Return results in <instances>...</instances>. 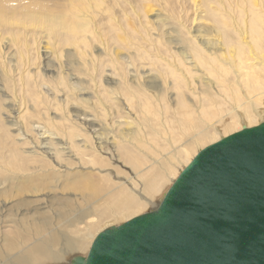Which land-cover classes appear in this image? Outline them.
Wrapping results in <instances>:
<instances>
[{"label":"rangeland","instance_id":"obj_1","mask_svg":"<svg viewBox=\"0 0 264 264\" xmlns=\"http://www.w3.org/2000/svg\"><path fill=\"white\" fill-rule=\"evenodd\" d=\"M86 2L0 0V9L7 8L0 11V264L37 259L18 254L28 231L37 232L32 241L57 257L45 264H69L74 255H87L101 230L157 207L199 149L264 119H237L233 107L235 92L247 97L256 86L255 78L240 71L252 62L246 41L253 32L260 46L255 56H264V0H105L103 6L100 0L93 8ZM14 5L21 11L31 7L37 16L25 22L12 12ZM40 9L66 14L68 24L40 21ZM184 53L210 61L187 66V78L172 65L183 64ZM257 60L264 67V59ZM258 99L263 102L264 95L252 106ZM221 107L228 120L222 126ZM90 121L98 128L93 137L100 128L108 137H89L84 146L87 136L73 137L70 130ZM49 122L60 132L52 145L31 130ZM39 140L57 165L43 180L50 185L45 190L33 187L42 183L39 168L24 171L29 154L40 158L34 143ZM46 161L37 165L48 170ZM83 175L91 185L99 182L92 204L82 199ZM125 180L131 192L120 196L115 185ZM24 186L31 190L17 195ZM11 230L19 235L6 237ZM12 245L20 246L16 255L6 252Z\"/></svg>","mask_w":264,"mask_h":264},{"label":"water","instance_id":"obj_2","mask_svg":"<svg viewBox=\"0 0 264 264\" xmlns=\"http://www.w3.org/2000/svg\"><path fill=\"white\" fill-rule=\"evenodd\" d=\"M69 264H264V120L199 149L157 207Z\"/></svg>","mask_w":264,"mask_h":264},{"label":"bare ground","instance_id":"obj_3","mask_svg":"<svg viewBox=\"0 0 264 264\" xmlns=\"http://www.w3.org/2000/svg\"><path fill=\"white\" fill-rule=\"evenodd\" d=\"M13 1V3L15 4V2H16V0H12ZM32 1V0H31ZM72 0H70V2H71ZM74 1V0H73ZM89 2H86V3H88L89 5H90V7L91 8H93L94 7V5L95 6H99L100 5V0H88ZM102 2H101V4H102V6L104 5V3H105V0H101ZM47 3V2H46ZM75 4V3H74ZM72 5H73V2H72ZM74 6V5H73ZM13 7H15L16 9H14L13 8V11L12 12H14V13H16V14H20V16L21 17H23L24 18V20L23 21H25L26 22V20H29V18H34V17H36L37 15H36V11L34 10V9H32L31 7H26L25 9H23V11H21L20 9H18V7L19 6H16V5H14ZM5 9H7L6 7H4L3 9H0V11L1 10H5ZM95 14V13H94ZM39 20L41 21H52L53 23H55V25H57V24H59V23H62V24H64V25H67L68 23H67V20H68V16L66 15V14H58V15H55V14H51V13H47V12H44L43 10H41L40 9V11H39ZM90 19V18H89ZM93 20V19H92ZM91 20V21H92ZM12 21H17V19H12L11 21H9V22H11L12 23ZM24 22V23H25ZM32 22V21H31ZM89 22V21H88ZM247 22V21H246ZM32 24H35L34 22H32ZM37 27H38V25H36ZM247 26V25H246ZM241 27V26H240ZM243 29V28H242ZM241 29V30H242ZM240 30V29H239ZM240 30V31H241ZM245 30V29H244ZM254 34L251 36V34L249 35V36H251V41H246V43L249 45V47H250V54H249V57L250 58H253L252 59V62L250 63V65H249V67H247V66H244L242 69H241V71H240V69L238 70V71H240V73L242 74V76L243 75H245V76H247L248 74L249 75H251L252 76V78H255V84H256V86H254V89H249L248 90V93H249V96H247V97H240L239 96V92H235L234 94H233V97H234V101H235V104H233V107L235 108L236 107V111H234V113L236 114V115H234V117H237V116H239L240 117V115H242V116H244V117H247L248 119H252V118H255L256 116H257V114H261L262 116H264V101L263 102H261L259 99L258 100H256L255 102H254V105L252 106V103H251V101L253 100V99H255L256 97H259V96H262V95H264V84H262L261 82L263 81V83H264V67H261L260 65H259V63L260 62H258V60L257 59H260V58H262V59H264V56H258V57H256L255 56V54H256V52H255V50L259 53V50H260V46H259V44H258V38H257V35H256V33L255 32H253ZM247 34V33H246ZM220 39H221V37H219ZM245 38V40L247 39L246 37H244ZM196 40H198L197 38H196ZM204 40V39H203ZM204 42H205V40H204ZM207 43V42H206ZM204 46V45H203ZM202 46V47H203ZM206 47V46H205ZM207 48V47H206ZM210 48V47H209ZM220 48H221V46H220ZM222 49H223V47H222ZM222 49H221V51H222ZM227 49V48H226ZM210 50V49H209ZM212 50V49H211ZM225 50V49H224ZM233 50V49H232ZM234 50H236V49H234ZM233 50V51H234ZM224 52V54H225V51H223ZM238 52V55L240 56V59L242 58V56H244V55H241L240 53H239V51H237ZM208 53V52H207ZM230 53V52H229ZM227 54V55H230V54ZM235 53V52H234ZM220 54H221V52H220ZM208 55L210 56L211 54H209L208 53ZM248 55V54H247ZM225 56V55H224ZM234 56H235V54H234ZM237 56V55H236ZM180 57H182V59H183V61H184V63L182 64H179V63H177V62H179V60L178 61H174V63L172 64L173 66H175L178 70H179V72L178 73H180V75H186L187 76V78L189 77L188 75H189V70H191V68H192V66H195V67H201L202 65V61H204V62H209L210 60L208 59V57H206V59H203V60H199L198 58H195V56H192V55H186L185 53H184V55H182V56H180ZM227 57V56H226ZM245 57V56H244ZM224 57H222V59H223ZM239 58V57H238ZM255 58H256V60H255ZM26 59V58H25ZM179 59H181V58H179ZM233 59H235V58H233ZM243 59V58H242ZM218 60V58H214V60H213V62H211V64H212V67L214 66L215 67V61H217ZM225 61H227V58H225L224 59ZM230 60H231V58H230ZM29 61L30 60H28V63H29ZM170 61H172V60H170ZM241 61V60H240ZM243 61V60H242ZM241 61V62H242ZM233 62V61H232ZM243 62H245V61H243ZM264 62V61H263ZM27 63V62H26ZM228 63V62H227ZM221 64V63H220ZM29 65H30V63H29ZM238 65V64H237ZM240 65V64H239ZM243 65V64H242ZM190 67V69L189 70H187V68L186 67ZM213 67V68H214ZM184 69H186L187 71H184ZM225 69H228V68H225L224 67V70ZM226 72L228 71V70H225ZM186 78V79H187ZM225 79V78H224ZM248 81H251V80H248ZM254 81V80H253ZM248 84V83H247ZM251 85V84H250ZM248 86V85H247ZM253 86V85H252ZM250 87V86H249ZM248 88V87H247ZM119 91V90H118ZM113 93H114V91H113ZM145 93H147V92H145ZM133 94V97L135 96V94H134V92H132L129 96H131ZM132 97V96H131ZM40 98V97H39ZM25 105V104H24ZM239 105H242V106H239ZM240 109H242V112H239V110ZM221 111H222V115H221V119L219 120V122L221 123V126L222 125H226L227 123H228V120H226V115H225V110L223 109V107H221ZM239 117H237V119L239 118ZM234 120H236V118L234 119ZM264 120V119H263ZM35 124V123H34ZM39 124V123H38ZM94 125H95V123L94 122H89V125L88 124H82V125H76V127L75 128H72L71 130H70V133L73 135V137H78L79 135H83V136H87V139H86V143L84 144V146H87V145H90L89 143H90V139H89V137L91 138H93V139H97V138H104V134H105V136L106 137H108V135L106 134V132H105V130L103 129V128H100V129H102V130H100V132L99 133H97V135H96V137H93V133H92V130L94 131V132H96L97 131V129L98 128H96V127H94ZM100 125H102V124H100ZM37 126V125H36ZM36 126L34 127V125H31V130L32 131H37V132H32V133H35L36 135H38V134H41V138H43L44 140H47V141H49V142H47L49 145H52L53 143L51 142V141H56L55 140V137H54V135L56 136H58L59 134H60V132L58 131V130H55V129H53V128H51V122H49V123H43V125L41 126V124H39V126H41V127H39V126H37V127H39V128H37L36 129ZM103 126V125H102ZM92 128H94V129H92ZM119 134L122 136V137H126V136H128L126 133H124L123 134V132H122V130L119 132ZM24 136H26V134H24ZM33 136V135H32ZM40 137V136H39ZM112 137H114L113 139L115 140V139H117V136H116V134H113V136ZM34 138V137H33ZM38 139V138H37ZM43 140V141H44ZM43 141H41V140H39V142H35L34 141V143H36V144H38L39 145V147H38V145H36L37 146V148H38V150L40 151L39 153V156H40V158H37V156H34V154L32 153V154H29L30 156H28V158L29 159H31V162L30 161H27L26 163H25V168H24V171L26 172L27 170H29V169H34V168H39V170L41 171L40 172V176H39V178L41 179V181H42V183L39 181V180H37V182H33V187L34 188H38V189H41V190H45V188H50V185H47V183L46 182H44L43 180H45L46 178H50V177H52L54 174H55V171H54V169L56 168V166L57 165H55L54 163H53V161H51V159H50V156H49V154L48 153H46V152H48V149L47 148H44L43 147ZM61 141V140H60ZM59 141V142H60ZM46 142H44V144H47ZM94 144V143H93ZM92 144V145H93ZM47 145H45V147H46ZM96 146V145H95ZM93 147H94V145H93ZM95 149H98L97 147H94ZM17 149V148H16ZM60 150V149H59ZM16 153L13 155L15 158H17L18 159V164H16L18 167H20L19 165L23 162V160H22V154L19 152V150L17 149L16 151H15ZM60 152L61 153H65V148L63 147L61 150H60ZM14 153V152H13ZM12 153V154H13ZM29 153H31V152H29ZM52 155H54V154H52ZM44 158H46L47 159V164L45 165L46 167H48V170H45V168H44V165H37L38 163L37 162H39V159H44ZM98 159H99V157H98ZM97 159V160H98ZM48 161H51V162H48ZM12 167V166H11ZM14 169H19V168H16V167H13ZM170 169V168H169ZM49 170H51V171H49ZM168 171V170H167ZM167 171H165L164 173H162V174H160V176H162V175H164ZM74 176H78V175H74ZM82 178H83V181H82V183H81V185H80V188H82L84 191H85V194H84V196L82 197V199L84 200V201H86V202H88V203H90V204H92V203H94L95 201H96V199L99 197V194L100 193H98V191H97V185L99 184V182L96 184V185H91L89 182H87V176L86 175H83L82 176ZM11 183H13V181H11ZM133 183V182H132ZM133 184H137L135 181H134V183ZM116 187H119V190H118V192H119V195L121 196V195H124V196H129V194H130V190H131V185H130V182L128 181V180H125V182H121V183H116V185H115ZM31 190V188L29 187V186H27V187H22V188H20L19 190H17L16 191V193H17V195H23V194H25V192H27V191H30ZM114 195H115V193H114ZM132 195V194H131ZM10 196H13V197H15L16 195H10ZM133 196V195H132ZM135 199H138V200H142L141 199V196H136V195H134L133 196ZM8 198V197H7ZM22 198V197H21ZM4 200V199H3ZM5 202V201H4ZM19 205H26V206H28L27 204H22V202L21 201H19ZM140 205H142V203L140 202ZM0 210H1V208H0ZM24 220H26L25 218H24ZM9 221H13V222H18L19 221V219L18 218H14V217H11L10 219H9ZM36 234H37V232H27L26 234H25V236L27 237V239H24L23 241H22V244H20V246H22L23 248L21 249V250H19V252H18V254H20V253H25V254H30V255H32V256H36L37 257V259L35 260V261H33V262H31V261H29V262H23L24 264H45L46 262H47V260H55V259H57V257L55 256V255H53V254H51L52 252H51V250H48V253L46 254V249L45 248H43L42 246H39L35 241H32V238H36L35 236H36ZM15 235H19V234H17V233H15L13 230H11V232H8V233H5V236L6 237H11V236H15ZM29 238H30V240H29ZM42 239V238H41ZM27 240H29V242H26ZM19 245H12L10 248H9V250L8 251H6L7 253H10V254H13L14 252H16V251H18V248L20 247ZM73 246H75L77 249H81L82 247H81V245H79V244H73V245H71V247H73ZM15 255L17 254V253H14ZM13 262H11V264H12ZM17 263H21V260L18 258L17 259Z\"/></svg>","mask_w":264,"mask_h":264}]
</instances>
